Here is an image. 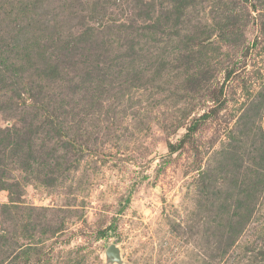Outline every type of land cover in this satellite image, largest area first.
<instances>
[{
    "label": "rangeland",
    "instance_id": "rangeland-1",
    "mask_svg": "<svg viewBox=\"0 0 264 264\" xmlns=\"http://www.w3.org/2000/svg\"><path fill=\"white\" fill-rule=\"evenodd\" d=\"M20 1L35 5L38 28L69 31L68 0H0V40L10 43L1 48L18 39L11 30ZM150 1L157 7L167 0ZM82 2L97 7L85 18L113 59L112 76L102 83L101 102L65 136H52L45 115L26 105L0 110L1 129L15 121L33 127V155L62 142L49 165L56 180H37L17 158L0 162L4 183L12 184V191L0 189V264H22L16 258L23 249L37 264L33 246L41 264H117L105 255L111 244L121 264H264V182L256 188L264 181V0H192L181 10L178 36L168 26L146 33L134 19V30L119 34L134 0ZM196 35L203 36L185 47ZM72 76L82 87V73ZM65 94L56 97L65 101L62 110L53 111L77 122L79 114H68L81 91ZM9 95L0 89V108ZM211 107L170 152L168 144ZM247 189L260 193L242 224L233 212Z\"/></svg>",
    "mask_w": 264,
    "mask_h": 264
},
{
    "label": "trees",
    "instance_id": "trees-1",
    "mask_svg": "<svg viewBox=\"0 0 264 264\" xmlns=\"http://www.w3.org/2000/svg\"><path fill=\"white\" fill-rule=\"evenodd\" d=\"M68 1L66 19L70 27L64 24L68 27L69 31L67 32L61 30L57 24L54 26V32L44 30V27L38 28V26L42 25H38L39 21L36 20L35 5L31 2L20 1L15 7L17 12L16 16H14V26L11 30L15 31L14 33L18 39H14L13 43L11 42L13 45L11 48L3 49L0 45V89L10 92L9 99L0 110L5 108L14 111L19 108L18 103L26 105V108L32 112H36L40 116L45 115L43 126L46 127L47 131H52V136L56 134L59 136V133L61 136H65L68 132H71L73 125L80 126L84 116L91 113L103 99H100L103 93L101 89L102 83L112 76L111 69L113 66L110 62L113 59H107L106 54H103L104 42L85 18L88 16V12L95 14L97 7L90 6L88 8L82 0ZM112 1L114 4L120 0ZM191 2L192 0H167L165 4L160 3L156 7L157 4L150 0H134V12L131 17L127 18L129 21L126 20L117 26L120 31L119 34L123 32V29H128V32L134 30L132 24L134 19L141 22L135 27L141 28L142 31L145 30L146 33H158L157 31H159L161 26H168L178 31L175 32L178 36L180 35V30L178 29H180L181 24L185 23L180 20L181 10L187 8ZM76 18H78V21L72 22ZM73 27H76V29L71 31ZM193 37L191 39L189 37L186 40L185 47L190 49L196 44L195 41L200 39L197 38V35ZM0 42L9 43L2 39ZM128 48L129 46L125 50ZM127 53L124 52L119 57H127ZM115 59L120 60L118 57ZM72 72L82 73V76L79 77H82L80 79L82 87L71 83L75 80ZM70 85H73L72 89L65 92L66 89L69 90ZM79 91H81L83 100H76V108L72 114H68L71 119L79 114L77 122L71 120L70 123H66L62 118L58 119L59 117L56 114H58L59 110H53L59 108L62 110L64 107L62 105L65 101L63 98L56 99V97L65 96V93L76 96ZM27 101H29V104H27ZM55 104H59V107L55 106ZM212 113L213 107L208 112H204L199 117L194 118L180 140L175 144H168L169 151L175 152L179 146L182 147L198 123ZM66 117L64 119H67ZM18 125V121H15L10 127L0 128V162L5 160L4 158H9L13 161L17 158L18 168L30 174L36 173L37 176L35 178L37 180L43 179L45 182L48 179L56 180L55 169L49 165L61 156L58 155L57 148L60 142L53 143V146L54 144L57 145L49 149L50 151L41 149L37 155H33V127ZM58 136H56V139H58ZM72 140L80 152L86 150L78 143L76 138L70 139V142ZM2 167L3 165L0 164V189L12 191L8 187L10 184L3 181ZM263 182L261 181L260 183L262 184L256 187L257 190H261ZM248 191L247 189L244 192H238L236 197H239V199L235 201L234 206L233 215L239 211L237 214L241 218L239 220L242 224L246 222L247 215H249L247 212L248 204L252 199L258 197L260 193ZM227 205L229 206V203ZM226 221L230 225L233 221L232 216L229 215ZM59 227H53L50 231L55 233L60 229ZM228 232L234 233V230L229 228ZM0 237L5 241L3 236ZM33 249L37 250L36 255L38 258L35 262L41 264L39 248L33 246ZM29 257L28 249H23L16 259L23 260L22 264H30ZM17 260L12 262L14 263ZM47 261L49 262L50 258L47 257Z\"/></svg>",
    "mask_w": 264,
    "mask_h": 264
},
{
    "label": "water",
    "instance_id": "water-1",
    "mask_svg": "<svg viewBox=\"0 0 264 264\" xmlns=\"http://www.w3.org/2000/svg\"><path fill=\"white\" fill-rule=\"evenodd\" d=\"M105 255L109 263H112V262H116L117 264L122 263L120 249L115 244H111L108 246V248L105 251Z\"/></svg>",
    "mask_w": 264,
    "mask_h": 264
}]
</instances>
